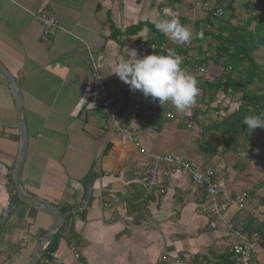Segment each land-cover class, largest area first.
I'll return each instance as SVG.
<instances>
[{"label":"crops","instance_id":"0c3cea01","mask_svg":"<svg viewBox=\"0 0 264 264\" xmlns=\"http://www.w3.org/2000/svg\"><path fill=\"white\" fill-rule=\"evenodd\" d=\"M199 3L0 0V63L17 81L27 131L19 184L25 194L56 210L61 224L67 213L71 218L56 251L47 256L44 250L37 264H192V260L212 264L235 242L236 237L226 233L230 227L250 219L264 221V150H233L209 160L200 155L199 138L205 122L213 117L202 106L193 110L195 119L188 120L192 108L201 103L199 96L181 114L170 103L160 105L149 98L143 102L123 85L128 97L140 100L145 114L157 122L135 132L143 150L211 168L226 196L239 190L257 194V202L246 204L239 213L230 209L223 226L215 231L200 213L206 201L204 190H195L184 176L169 178L164 195L158 198L141 194V172L150 160L110 132V122L92 94L93 76L87 62L95 65L103 83H120L112 73L115 62L121 57L131 60L135 53L138 58L149 55L140 53L136 45L153 43L157 33L164 38L165 51L180 47L157 31L155 23L176 17L182 25L194 28V21L203 18L195 9ZM40 13L59 22V30L46 42L40 41L36 19ZM188 16L189 21L194 19L192 25L187 23ZM181 67L194 76L189 68ZM168 109L176 116L165 118ZM178 129L183 138L174 135ZM171 135L181 137L183 145L175 144ZM19 147L15 99L0 75V214L8 209L6 224L0 227V264H28L51 227L50 218L19 200L14 190L12 173ZM90 169L97 177L85 191L81 180ZM141 205L140 214H131ZM66 209L69 212L62 213ZM73 242L77 258L69 248ZM178 258L183 260L178 263ZM253 260L252 264H264V248L256 249Z\"/></svg>","mask_w":264,"mask_h":264},{"label":"trees","instance_id":"16d2710c","mask_svg":"<svg viewBox=\"0 0 264 264\" xmlns=\"http://www.w3.org/2000/svg\"><path fill=\"white\" fill-rule=\"evenodd\" d=\"M256 1L257 3L248 2L244 5L248 16L243 26L215 25L216 28L208 32L201 30L200 26L195 23L194 33L196 30V37L194 35L187 45L174 48L177 54L198 52L205 55L207 57V68H209L211 61L216 65H221L219 82L213 84L202 83L198 77H195L200 89V102L206 107V111L218 109L217 106H213L216 103L215 99L218 94L228 97H239L240 103L237 104L236 110L231 114L224 116L220 121L209 119L208 122H205L198 152L207 160L212 159L218 154L233 152V150H245L247 153H252L256 147H261L264 150V128H256L249 132L247 126L243 124L244 118L248 115L264 114V63L259 65L252 56L254 52H258L261 49L264 50V0ZM234 3L235 0L231 1L228 6V10L232 12V16L234 14ZM215 22H220V20L212 19L211 21V17L205 20V23L210 26L216 24ZM251 25H253V28L250 30ZM163 40L164 38L161 34L157 33V38L153 43L145 42L156 47L155 51L149 54H166L165 50H159L158 48ZM211 41L215 46L214 48L211 47ZM202 43H205L206 48L210 49L211 57L205 51L206 48L203 49ZM182 66L190 69L193 64L189 63L188 65L184 63ZM234 76L236 77L234 78ZM141 100L144 102L146 98ZM225 108H223L222 112H224ZM195 116L196 113H193L192 118L195 119ZM146 119L150 125L157 123L151 114ZM96 177V173L93 169H90L82 178L81 184L85 191L92 187ZM142 205L138 208H133L131 214H140L139 210L142 209ZM66 212H69V210L62 211L64 214ZM67 214L62 220L60 229L46 247L43 255L46 254L48 256L54 253L65 231L66 233L69 231L70 227L68 224H70L69 220L71 218L69 213ZM202 216L203 218L205 217L204 215ZM214 220V218H211L207 223ZM224 221V219L217 221L216 226L209 229L215 231L218 225H222ZM236 224H238L237 228H235ZM236 224L230 227L228 232L226 231V233L236 237L234 238L235 242L231 243V246L226 247L222 253L217 255V262L212 264H231L233 262L234 255L230 252V249L240 243L238 236L245 235L249 238L252 234L256 233L262 240V244L259 247H264V221H256L254 223L250 219L246 223L239 222ZM181 260L183 259H177L178 262Z\"/></svg>","mask_w":264,"mask_h":264},{"label":"built area","instance_id":"2783aa9c","mask_svg":"<svg viewBox=\"0 0 264 264\" xmlns=\"http://www.w3.org/2000/svg\"><path fill=\"white\" fill-rule=\"evenodd\" d=\"M174 10L177 6L172 7ZM226 4L221 0L217 6L210 8L207 4L202 7L203 18L198 21L199 26L203 30L210 32L211 26L202 22L206 13L211 11V17L213 19H220L226 13ZM166 9H162L161 13L164 14ZM190 20L189 16L187 17ZM36 19L41 26L40 40L46 42L49 38H52L57 30H59L58 21L47 14L40 13L36 15ZM192 20H194L192 18ZM191 20V21H192ZM123 42V40H122ZM137 50L140 53L149 54L153 53L156 49L155 46L149 45L145 42H138L136 45ZM159 50L166 48L165 44H161ZM183 57V64L192 63L190 70L193 75L199 77L201 82L213 84L219 82L220 77L209 73L206 66V56L199 54L198 52H190L188 54H180ZM86 66L91 70L92 81V94L100 102V106L105 112L107 119L110 122L111 130L116 138L123 139L135 150H140L144 156H146L150 162L143 167L141 172L142 189L141 192L148 197H156L164 195V183L172 176H178L181 178L184 176L185 180L189 182L195 190H204L206 201L201 206V213L207 220L214 218V221H210L209 226L215 227L217 221L223 220L227 215L230 208L235 210H241L244 208L248 201L255 200L256 197L252 195V190L236 191L232 196H226L222 187L218 182L215 172L211 168H200L193 162H189L186 159L174 156V155H150L147 151L143 150L141 143L136 139L135 132L139 128H148L150 124L147 121L149 116L145 114L140 100L145 97L139 91L132 92L136 98L140 100L131 99L128 97L123 85L125 84L120 80L117 84H105L99 80L97 70L92 62H87ZM221 73V71H220ZM148 99V98H146ZM149 99H151L149 97ZM200 104L195 105V109L201 110ZM194 109V108H193ZM173 113H167L166 118H172ZM192 114L188 116L192 119ZM220 114L219 112L216 115ZM190 122V121H189ZM85 203H83L84 205ZM109 207V205H106ZM83 210V206L79 207V211ZM8 209L5 208L4 212L0 214V227H3L7 221ZM239 244L232 247L230 252L234 255V260L231 264H250L255 256L256 249L262 244L261 238L256 234H252L249 238L245 235L238 237ZM70 251L77 258L76 243H71ZM52 256V254H50ZM178 262V261H177ZM61 264L60 261H57Z\"/></svg>","mask_w":264,"mask_h":264},{"label":"clouds","instance_id":"9594fccd","mask_svg":"<svg viewBox=\"0 0 264 264\" xmlns=\"http://www.w3.org/2000/svg\"><path fill=\"white\" fill-rule=\"evenodd\" d=\"M214 1L215 2L213 3V6H210V4L207 2L200 5L197 9L195 8L197 13L201 12L202 15H204L201 11L204 5L207 4L210 8H213L214 6H217L219 2H221V0ZM223 2L226 4V13L229 11L231 15L232 12L228 10V6L231 1L223 0ZM208 17H211V11L206 13V17L202 22L205 23V20H207ZM212 19L213 18L211 17V21ZM195 23L199 25L200 22L194 21V24ZM212 25L211 31L216 28L215 24ZM155 28L157 31L161 32L165 37H167L170 42L176 45H187L190 43L192 38V32L190 28L182 25L179 19L176 17L158 20L155 23ZM200 29L203 30L201 26ZM182 63L183 57L180 56V54H177L174 49H167L166 54H149L142 58H138L137 54L135 53L131 60L121 57L118 62H115L112 73H114L122 82L127 84L130 91H139L145 98L150 97L153 101H158L160 105L170 103L177 112L183 114L195 104L196 98L200 94V89L198 87V81L195 78L196 76H192L190 73H187L181 67ZM209 73L212 74L211 71ZM199 104L201 105V103ZM202 106L205 109V106L201 105V107ZM193 110H195L194 112H197L198 109L192 108L191 112H193ZM222 111L223 109L219 110V113L221 114ZM217 112L218 111H215L214 114ZM188 120L190 119L188 118ZM243 124L247 126L249 132L256 128H264V114L248 115L244 118ZM252 195H254L256 199L248 201L246 204L257 202V194L252 191ZM202 205L203 204H201V206ZM230 209L235 210L234 208ZM243 209L244 208L235 211L238 213ZM204 218L207 220L206 217ZM208 228H211L209 226V222Z\"/></svg>","mask_w":264,"mask_h":264},{"label":"water","instance_id":"95a60500","mask_svg":"<svg viewBox=\"0 0 264 264\" xmlns=\"http://www.w3.org/2000/svg\"><path fill=\"white\" fill-rule=\"evenodd\" d=\"M0 75L11 89L16 103V118H17V125L19 131L20 147H19L18 157L12 173V184L14 190L19 200L26 203L31 208L45 214L51 220V227L49 228L47 234L42 238V240L34 250V253L28 263V264H37L41 254L46 249L48 244L52 241L57 231L60 229L61 216L56 210H54L50 206L25 194L20 187L19 174L23 166L27 152V131H26V124L23 115V99L21 92L18 88L17 81L10 75V73L4 68V66L1 63H0Z\"/></svg>","mask_w":264,"mask_h":264},{"label":"rangeland","instance_id":"374dc122","mask_svg":"<svg viewBox=\"0 0 264 264\" xmlns=\"http://www.w3.org/2000/svg\"><path fill=\"white\" fill-rule=\"evenodd\" d=\"M200 1H201V3H199V5L195 7L196 9L200 5L205 4L207 2L210 4V6H213V3L215 2L214 0H200ZM228 1H234V0H228ZM248 2H252V3L255 2V3H257L256 0H235V3L233 4V6H234V14H233V16H231L230 13H229V11H228L221 19H219L220 22H217L215 25L217 26V25H221L222 24V25H234V26H237L238 25V26H243L244 25V22L246 21L247 16H248L247 15V12L244 9V5L246 3H248ZM263 9H264V6H263ZM186 11L187 12L185 14H188L189 7L186 8ZM187 23H189V24L192 25L193 24V21L191 22V21L187 20ZM252 28H253V25H251L250 30ZM190 30H191L192 34L195 35L196 30H195V33H194V28L193 27H191ZM211 44H212V41H211ZM202 47H203V49L206 48L205 43H202ZM211 47L214 48L215 46L212 44ZM212 48H211V50H212ZM205 51L208 52V54L210 55V57L212 56L211 55V51H210L209 48H206ZM252 56L255 58V62L258 63L259 65L264 63V59H263V57H264V50L261 49L258 52H254ZM221 68H222L221 65L220 66L219 65H216L214 62L211 61L209 63V68L208 69H209V72L211 71L212 74L218 76V73H220V71H221L220 69ZM235 77L236 76H234V78ZM205 100H207V98ZM215 101H216V103L213 106H217V108H218L215 111H218L219 112V110L223 109L224 107H226V108L224 109V112H222L219 115L214 114L215 111L213 109L212 110L211 109L210 110L208 109L209 110L208 112H210V114L213 117V120L214 121L215 120L220 121L224 116L231 114L233 111L236 110V108L238 106L237 104L240 103L238 96H236V97H230L229 96L228 97V96H223L222 94H218L217 97H216V99H215ZM201 105H203V104H201ZM170 112H172L174 114V116H176V113H174L173 111H170L169 110L168 112L165 113V115H164L165 118H166V114L167 113H170ZM169 127H170L169 125H166L164 128L168 130ZM181 130H185V127L183 126L181 128ZM181 130L178 129V131H176L174 133V135L175 136L176 135H180L183 138V133H181ZM143 131H145V129ZM110 132L112 133V130L111 129H110ZM174 135H171L172 141H174L175 144H177V145H179V143L181 142L182 144L179 145V146H182L183 145L182 138L181 137H176V139H175ZM201 136H203V135H201ZM199 137H200V135H199ZM201 140H202V137L199 138V142H198L199 144H200ZM166 155H171V154H166ZM192 261H193L192 264H196V262H194L195 260H192ZM252 263H254V260L252 261Z\"/></svg>","mask_w":264,"mask_h":264}]
</instances>
